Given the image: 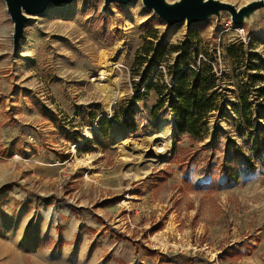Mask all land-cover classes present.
<instances>
[{"label": "rangeland", "instance_id": "374dc122", "mask_svg": "<svg viewBox=\"0 0 264 264\" xmlns=\"http://www.w3.org/2000/svg\"><path fill=\"white\" fill-rule=\"evenodd\" d=\"M28 16L14 50L13 21L0 0V122L7 128L0 187L11 184L1 189L8 192L0 200V264H264V94L250 88L264 89V5L240 25L220 10L169 26L142 0L50 2ZM190 30L202 37L198 56L216 55L220 92L231 102L226 117L219 114L220 136L215 143L211 129L202 142L185 136L175 150L172 136L161 162L148 160L151 149L138 160L128 148L173 115L152 111L154 90L135 99L146 65L137 66V50L148 33L157 35L154 43H178ZM102 51L113 57L123 91L109 108L96 86ZM174 55L157 62L155 79L168 78ZM257 72L262 78L253 81ZM241 95L253 129L240 126ZM104 117L105 138L97 125ZM113 124L126 140V160ZM131 166L137 178L126 175Z\"/></svg>", "mask_w": 264, "mask_h": 264}, {"label": "trees", "instance_id": "16d2710c", "mask_svg": "<svg viewBox=\"0 0 264 264\" xmlns=\"http://www.w3.org/2000/svg\"><path fill=\"white\" fill-rule=\"evenodd\" d=\"M156 38L155 33L146 34L144 43L137 50L134 61L137 62L138 67L143 63L146 65L136 83V88H139L137 91L142 85L143 90L135 95V99H144L150 90H154L157 100L152 111L165 109L172 113L176 129L172 150L177 148V143L185 136L202 142L209 129L212 130L210 142L215 143L220 136V115L226 117L224 105L231 104L220 92L223 90V82L215 70L216 55L206 53L198 56L202 48V37L197 30H190L178 43H168L164 40L154 43ZM238 45L243 46V42H239ZM172 53L175 55L167 66L168 78H164V81H161L160 77L159 80L155 79L159 75L158 69H155L157 62ZM153 69L154 72L150 76ZM260 78L262 76L258 72L251 74L253 81ZM250 88L259 95L264 94L262 85L256 87V84H251ZM239 101L241 110L237 116L240 126L253 129L252 114L247 113L251 104L244 95L240 96ZM259 116L261 114H257L255 118L259 119ZM213 117L214 121L210 128L209 123ZM261 118H264V115ZM109 124L106 117L97 121L99 131L104 138L108 136ZM10 186L11 184H7L2 189L8 190Z\"/></svg>", "mask_w": 264, "mask_h": 264}, {"label": "water", "instance_id": "95a60500", "mask_svg": "<svg viewBox=\"0 0 264 264\" xmlns=\"http://www.w3.org/2000/svg\"><path fill=\"white\" fill-rule=\"evenodd\" d=\"M7 10L13 21V49L16 50L20 38L22 37L24 24L28 20V14L40 13L52 2L55 5H64L72 0H4ZM106 4L111 0H104ZM127 3L130 0H117ZM144 5L152 8L160 17L167 21L168 25L176 22L186 21L187 25L198 22L210 14H218L220 10H227L230 13L232 22L240 25L244 15L258 7L264 5V0H251L241 6L228 1L221 0H176L167 2L166 0H142ZM173 124L175 126L174 120Z\"/></svg>", "mask_w": 264, "mask_h": 264}, {"label": "bare ground", "instance_id": "6f19581e", "mask_svg": "<svg viewBox=\"0 0 264 264\" xmlns=\"http://www.w3.org/2000/svg\"><path fill=\"white\" fill-rule=\"evenodd\" d=\"M254 11L255 10L247 12L244 15L243 19L249 17V15ZM120 47L121 46L119 45L118 48ZM99 63L102 66V71L100 77L98 78L96 86L102 91V94L106 101V106L107 108H109L111 104L118 100V98L123 94V91L118 90L115 87L117 78L114 74L115 63L113 57H109L106 52L102 51L99 55ZM173 132V120L170 119L169 115H164L161 118L156 131L148 132L145 135L144 140L140 144L136 143L128 148L131 151L130 156L134 155L138 160H140L143 157H146V150L151 149L154 150V156L148 160H150L152 163L161 162L164 156H166V152L170 147ZM110 133L112 139L114 140V144L121 145L124 149V151L120 153V157L126 160V140L122 136L121 129L116 124H113ZM136 169L137 168L134 166L129 167L127 169L128 171L126 175L137 178L140 173L138 174V172H136Z\"/></svg>", "mask_w": 264, "mask_h": 264}, {"label": "crops", "instance_id": "0c3cea01", "mask_svg": "<svg viewBox=\"0 0 264 264\" xmlns=\"http://www.w3.org/2000/svg\"><path fill=\"white\" fill-rule=\"evenodd\" d=\"M1 120V119H0ZM6 130H7V128H5V124L4 123H1L0 122V145H2L0 148H4L5 147V145H6V143H7V139H6V137H5V132H6ZM2 189V186L0 187V200L1 199H4L5 198V196L7 195V192L6 191H4V190H1ZM0 205H2V207H3V204H0ZM0 221L1 222H3L4 220L1 218V216H0ZM0 222V223H1Z\"/></svg>", "mask_w": 264, "mask_h": 264}, {"label": "built area", "instance_id": "2783aa9c", "mask_svg": "<svg viewBox=\"0 0 264 264\" xmlns=\"http://www.w3.org/2000/svg\"><path fill=\"white\" fill-rule=\"evenodd\" d=\"M242 30V29H241Z\"/></svg>", "mask_w": 264, "mask_h": 264}]
</instances>
